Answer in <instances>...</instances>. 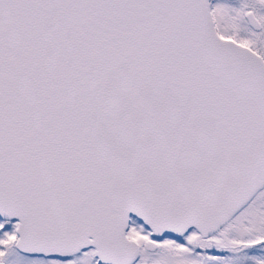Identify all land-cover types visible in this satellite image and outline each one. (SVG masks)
<instances>
[{
    "label": "snow or ice",
    "instance_id": "1",
    "mask_svg": "<svg viewBox=\"0 0 264 264\" xmlns=\"http://www.w3.org/2000/svg\"><path fill=\"white\" fill-rule=\"evenodd\" d=\"M0 264H264V0H0Z\"/></svg>",
    "mask_w": 264,
    "mask_h": 264
}]
</instances>
